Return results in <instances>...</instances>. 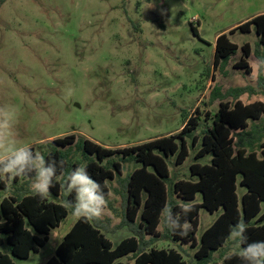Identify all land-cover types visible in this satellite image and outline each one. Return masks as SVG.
Returning <instances> with one entry per match:
<instances>
[{"label":"rangeland","instance_id":"obj_1","mask_svg":"<svg viewBox=\"0 0 264 264\" xmlns=\"http://www.w3.org/2000/svg\"><path fill=\"white\" fill-rule=\"evenodd\" d=\"M263 13L264 0H0V106L15 110V145L31 146L44 156L47 143L74 134L121 149L179 132L196 109L201 121L195 134L200 138L208 126L205 112L217 111L220 95L230 88L257 86L259 59L253 53L248 75L234 68L240 51L224 70L213 72L217 36L227 34L232 43L248 44L254 52L258 38L253 30L228 33ZM241 100L264 104V92ZM257 125L264 126V118ZM196 150L190 146L178 167L168 160L176 180L190 179ZM199 163H209V157ZM136 167L124 165L122 176ZM5 182L0 202L15 190L18 195L31 190V180L16 185L5 177ZM114 189L117 182L111 183L102 217L94 220L116 246L133 234L126 227L117 229L122 201ZM244 192L238 186V195ZM201 201L197 194L193 203ZM218 214L200 210L197 242ZM76 220L69 213L51 230L44 247L27 259L12 257L5 240L0 252L14 264H46ZM155 247L176 249L192 262L194 250L188 246L162 240ZM226 247L227 254L240 251L231 240ZM221 260L219 251L214 261Z\"/></svg>","mask_w":264,"mask_h":264},{"label":"trees","instance_id":"obj_2","mask_svg":"<svg viewBox=\"0 0 264 264\" xmlns=\"http://www.w3.org/2000/svg\"><path fill=\"white\" fill-rule=\"evenodd\" d=\"M252 30L258 38L254 52L248 44L239 47L232 43L227 34L217 36L213 72L224 70L231 57L240 51L234 68L247 75L251 73L247 62L251 54L257 59L264 58V13L228 33ZM193 32L198 36L197 30ZM262 72L261 68L256 88H230L220 95L217 111L205 112L208 126L200 138L195 134L201 121L196 109L197 114L186 117L179 132L135 146L106 148L74 134L47 143L44 157L57 165L50 192L41 197L32 190L26 195H18L15 190L13 196L1 200L0 235L5 239L0 237V247L5 240L10 255L17 259L38 253L48 241L51 230L59 227L71 213L63 202L74 201L75 194H66L62 174L86 167L91 177L100 183L106 201L111 183L117 182L118 189L114 192L122 201V220L117 229L126 227L133 235L114 246L95 220L77 219L56 248L55 256L46 264H123L119 260L124 258L131 264H188L176 249H157L155 244L162 240L193 249L191 264H217L214 254L219 251L220 264H248L240 257V251L227 254L225 249L230 229L239 221L247 225L246 243L264 241V126L257 125L264 118V104L259 101L244 104L241 100L244 96L264 92ZM190 146L197 149L195 162L189 167L190 179L176 180L168 160L173 159L174 167L182 165ZM205 157H209V163L200 164ZM133 163L137 167L123 177L124 165ZM31 176L34 173L16 177L13 183L28 182ZM5 177L10 178L0 175V189L6 188ZM238 186L245 188L241 196L237 193ZM197 194L201 195V203H193ZM185 205L191 209L187 214L182 211ZM166 206L179 214L181 223L188 222L190 229L186 235L167 230L162 214ZM201 209L219 214L197 242ZM0 264L14 262L0 252Z\"/></svg>","mask_w":264,"mask_h":264},{"label":"clouds","instance_id":"obj_3","mask_svg":"<svg viewBox=\"0 0 264 264\" xmlns=\"http://www.w3.org/2000/svg\"><path fill=\"white\" fill-rule=\"evenodd\" d=\"M256 71L264 68V58L257 60ZM15 110L10 105L0 106V175L10 178L31 176V190L45 197L49 194L53 179L57 176V165L54 160L46 161L40 154H34L31 146L15 145ZM63 185L66 194H75L73 200H65L63 206L69 210L74 218L94 220L100 219L106 207L107 201L99 182L94 180L88 173L86 167H78L62 174ZM182 211L187 214L191 209L185 205ZM164 224L168 231L179 232L186 235L190 225L185 220L180 221L179 214H174L170 206L163 210ZM247 225L243 221L231 227L229 239L240 248V257L248 264H264V241L246 243L245 235ZM21 264H30L29 261H22Z\"/></svg>","mask_w":264,"mask_h":264}]
</instances>
